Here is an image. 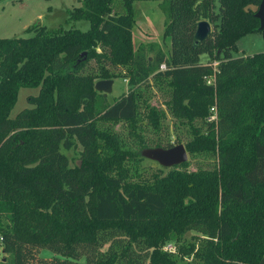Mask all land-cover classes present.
<instances>
[{"label": "trees", "instance_id": "trees-1", "mask_svg": "<svg viewBox=\"0 0 264 264\" xmlns=\"http://www.w3.org/2000/svg\"><path fill=\"white\" fill-rule=\"evenodd\" d=\"M133 1L79 0L67 18L87 20L84 30L34 22L26 36L0 37L1 250L8 264H264V50L231 52L246 33L264 41L253 15L260 0H162L166 52L153 41L134 45ZM200 19L211 30L193 46ZM117 75L127 89L107 102L94 80ZM150 85L166 91L165 109L143 97ZM21 86L37 92L9 116ZM164 111L174 128L187 126L186 152L209 166L187 170L185 160L129 180L137 170L125 154L181 141L160 134ZM97 120L127 121L136 150ZM74 144L80 165L60 150Z\"/></svg>", "mask_w": 264, "mask_h": 264}, {"label": "rangeland", "instance_id": "rangeland-1", "mask_svg": "<svg viewBox=\"0 0 264 264\" xmlns=\"http://www.w3.org/2000/svg\"><path fill=\"white\" fill-rule=\"evenodd\" d=\"M215 5L217 1L214 0ZM162 0H134L133 16L134 23L132 26V38L134 45H138L139 42L153 41L156 46L162 48L165 52L169 47L168 36H162L163 23L165 21V14L163 11ZM79 5V0H0V37L10 36H26L30 34L25 28L28 25L38 22L46 27H76L84 30L88 27V21L85 19L71 20L67 18L68 9H72L74 6ZM211 25V23H210ZM264 50V41L259 32H249L236 40V48L233 49L232 55H246L253 52ZM149 54H151L149 52ZM200 60L206 59V54L201 53L199 55ZM88 65L95 66L94 61L91 59ZM111 71H122L123 67L110 66ZM86 71V68L84 69ZM97 80V79H96ZM95 81V80H94ZM152 83V80H149ZM127 77L114 76L112 77L111 90L104 93V99L107 102H112L113 98L123 93L127 89ZM143 97L149 104L155 105L165 109L163 100L167 98V93L163 89H158L155 85L144 87ZM37 87H19L16 93V98L13 106L9 111V116H13L18 110L30 104L26 101V96L29 94H35ZM142 107H139L140 126L142 125L143 131L146 137L151 136L152 132L150 127L147 126L145 117L143 116ZM210 109V108H209ZM165 116L161 119L163 123V130L160 132L163 135L166 131L173 139L174 134H177L181 138V143L188 137V131L186 125H179L176 128L173 127V118L167 111H164ZM200 124L201 128H204L205 124ZM96 126L98 129L110 130L115 133L118 144L130 152L136 150V144L133 137L128 133L127 121H102L97 120ZM98 141L102 142L101 138ZM177 143V142H176ZM175 144V143H174ZM65 154L70 164L77 163L80 165V150L81 147L78 144L69 146L68 148H60ZM124 164L129 167L130 171L137 170V174H131L129 180H149L152 177V173L161 172L164 173L167 168L159 165L156 161L145 157L136 158L135 156L129 157V154H125ZM187 164L183 169L193 170L199 167H208L204 158L199 154L190 156L187 153ZM182 168V166H181ZM192 231H186L183 236V243H187L192 239ZM49 250L42 249L41 254L47 255ZM9 254L3 252L0 247V264H8Z\"/></svg>", "mask_w": 264, "mask_h": 264}, {"label": "water", "instance_id": "water-1", "mask_svg": "<svg viewBox=\"0 0 264 264\" xmlns=\"http://www.w3.org/2000/svg\"><path fill=\"white\" fill-rule=\"evenodd\" d=\"M253 15L258 18L259 25L261 28L264 24V0H260L257 9ZM211 30L210 22L205 19H200L196 22V27L193 32L192 45L195 46L199 41L204 39ZM81 53H84L82 51ZM80 53V54H81ZM112 79L111 78H100L94 81L93 88L95 90L107 93L111 90ZM141 157L152 159L163 167H170L179 164L187 159V152L184 148L183 143H175L173 145L163 146H148L142 147L139 150Z\"/></svg>", "mask_w": 264, "mask_h": 264}, {"label": "built area", "instance_id": "built-area-1", "mask_svg": "<svg viewBox=\"0 0 264 264\" xmlns=\"http://www.w3.org/2000/svg\"><path fill=\"white\" fill-rule=\"evenodd\" d=\"M215 63H216V61H213V64H215ZM158 68H159V69H164V68H165V64H164L163 62H161V63L159 64ZM212 79H213V73L210 74V75H207V76L205 77V81H206V82H210ZM209 110H210V114H209V116H208V119H209V120H211V119H215L216 116H215V109H214V106H211ZM0 239H1V237H0ZM162 249L165 250V251H168V252H170V253H175V252H176V247H175V245H174L173 243H171V242H166V243H164V244L162 245Z\"/></svg>", "mask_w": 264, "mask_h": 264}]
</instances>
